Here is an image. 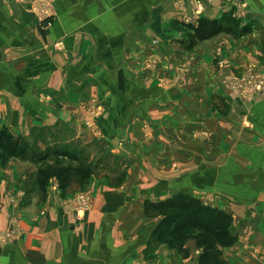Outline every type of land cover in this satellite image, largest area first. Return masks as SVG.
<instances>
[{
	"label": "crops",
	"instance_id": "obj_1",
	"mask_svg": "<svg viewBox=\"0 0 264 264\" xmlns=\"http://www.w3.org/2000/svg\"><path fill=\"white\" fill-rule=\"evenodd\" d=\"M236 1L207 0L203 17L240 18ZM246 1L251 12L239 25L243 37L222 32L181 55L162 35L174 18L191 14L194 0H51L49 25L33 0H0V129L20 137L30 126L74 118L75 101L83 104L89 90L110 99V88L121 85L112 80L124 72L129 94L120 89L115 107L136 106L129 112L133 124L115 130V137L121 133L129 141L120 154L143 145L149 130L151 144L171 147L164 154L177 158L176 177L167 173L147 183L136 168L120 187L97 191L83 221L66 209L60 192L50 189L45 200L31 193L15 160L6 167L0 162V235L12 234L0 241V264H151L144 253L152 233L144 224V202L180 189L232 217L235 243L223 249L229 264H264V98L237 100L213 71L220 45L236 72L264 73V0ZM150 40L157 46L149 47ZM152 59L172 64L177 95L175 89L151 92L132 73ZM218 98L225 115L213 110ZM119 111L110 112V126L119 127ZM134 163L145 166L138 157ZM156 256L167 264H199V256L182 260L166 247Z\"/></svg>",
	"mask_w": 264,
	"mask_h": 264
},
{
	"label": "rangeland",
	"instance_id": "obj_2",
	"mask_svg": "<svg viewBox=\"0 0 264 264\" xmlns=\"http://www.w3.org/2000/svg\"><path fill=\"white\" fill-rule=\"evenodd\" d=\"M244 1L247 3L246 0ZM33 3V9L38 12L41 18H43V24L50 23L51 20H48L49 16L46 13V7L47 5L49 6L51 0H33ZM242 4L243 2L236 1L235 6H233L236 14L241 11ZM208 5L209 3L207 0H194V7L192 8L190 15L184 16L185 13L182 15L184 16L183 18H178V22L177 18L172 20L168 32L170 35H162V38L164 39L165 37L169 38V43H167V45L170 47H167L170 51L176 53L178 51L181 55H185L187 51H190L199 45H203L204 47L203 43L205 41L217 37L222 33L221 32L220 34L206 40H201L197 37L195 30L199 26L200 21L209 20L208 18L203 17ZM229 19L238 22L240 25L242 18H235L231 15V18ZM179 33H185V37L177 38V34ZM229 34L232 38L236 39L244 36V34H239L237 31ZM151 46H157V42L150 40L149 47ZM213 60L214 75L216 78H221L222 85L225 89L229 90L237 100L248 103L259 99L261 97L260 95L264 94L263 72L260 73L257 68H254V70L253 68L250 70L248 69L247 71H244V73L236 72L232 68L231 60L229 59L227 52L220 45L214 50ZM171 65L165 60L160 61L159 59H152L148 64L142 66L143 69L141 68L136 72L132 71V73L135 74L138 79H142V82L149 84L148 90L151 92H156L159 89H175L174 94L177 95V88H175L177 87V82L175 83L173 81L175 74H173V71L170 68ZM124 76V72H122L118 77L119 80H112L114 85H121L110 88V91L112 92L110 99H100V97H98V93L100 92L89 90V99L85 100L83 104L77 105V102L75 101L73 104L74 110H76L74 118L68 117L67 120L59 119L54 124L43 125L41 127L34 125L30 126L27 130V134L21 135L20 137L12 134L14 140L19 138L22 141V145H28L29 150L34 152L37 150L38 154H43L45 147L49 145H54V147H64L67 149V158L52 157L43 163L37 164L30 161H22L21 159L7 158L4 153L0 151V162L5 167L9 165L10 162H13V160L18 164L20 173L27 177L26 184L31 190V193H36L42 200H45L50 189L60 192L63 199L66 201V209L73 212L76 217L82 221L92 207H94L96 195H98L97 191L102 190L103 192V189H107L108 186L113 189L114 187H120L123 185L122 183L127 180L129 175H135L134 170L136 168H139V172L136 174L137 176H135L138 177V174H140V177L143 176L142 178L147 183L149 181L146 180L162 178L165 177L167 173L171 175L170 177L177 176V158L172 159L171 155H167V153L164 154L166 151L171 152L170 150L172 148H167L165 144H161L160 146L151 144L152 142L149 141L151 139L149 130L144 133L145 142H143V145L141 143L133 144L129 155L120 154L122 147L129 144L128 137L121 133L117 134L115 137L114 133L120 128V124L123 125L124 128H129V126L133 124V122L129 123V112L136 106L135 103L131 104L126 102V104H124V107L126 108L125 112L122 108L115 107L117 104H115V96H117L116 100L118 101V93L120 89L125 91L126 94H129L128 89L124 88ZM177 77L178 76H176V79ZM260 82H263L261 86ZM98 91H100L99 88ZM143 95V97H145L147 94L143 93ZM212 107L213 110L219 111L221 114L225 115L222 98H218V101H215ZM114 109L117 111L121 110L122 112V115H120L118 120L119 127H112L109 125L108 117L110 112H113ZM139 113L142 117L143 115L141 112ZM174 116L176 117L177 114ZM170 118L171 119L169 120L177 121V118H174L173 115H171ZM142 119L143 125L148 124L144 121L143 117ZM145 125L143 126L144 128H146ZM35 127L41 129V131L35 132ZM3 129H0V131ZM161 131L163 132V129ZM198 134L205 138L206 132L201 128L198 131ZM173 138H175L177 143V136L174 135ZM174 144L175 143L172 141V145ZM184 144L185 146H189L190 142L187 141ZM172 152L177 157V153H175V151ZM37 157L38 156L36 155L32 159H38ZM137 157L141 159V162H144L145 166H143V168L134 165ZM81 161L86 162L84 166L79 164ZM147 164L149 166H147ZM165 169H168V171ZM61 171H66L64 175L69 178V185L66 189L61 188L60 180L56 177ZM49 175L53 176L48 179L46 185H43L41 180ZM141 181L144 182L143 180ZM176 192L187 194L184 189L177 190L173 193L171 192L170 194L173 196ZM168 198L147 199L144 202V209L145 203H148L149 201L159 203ZM83 206L87 207L84 214L78 215V210H81ZM143 211L144 224L150 227L153 232L161 221L164 220V217L149 218L146 216L145 210ZM202 241V233L195 230L178 232L171 237H167L166 241H158L157 239H154L150 246H147L148 249H146L144 253L147 255V258L152 261L151 264L159 262L156 260L158 258L156 254L160 247H166L173 252L175 251L182 260L191 259L195 256L200 257L203 251V248L200 245ZM159 263L167 264L164 261H160Z\"/></svg>",
	"mask_w": 264,
	"mask_h": 264
},
{
	"label": "trees",
	"instance_id": "obj_3",
	"mask_svg": "<svg viewBox=\"0 0 264 264\" xmlns=\"http://www.w3.org/2000/svg\"><path fill=\"white\" fill-rule=\"evenodd\" d=\"M229 18H225L223 21L201 20L195 30L197 37L201 40H206L221 32L235 33L237 31L239 34L246 33V30L239 29L238 22ZM34 131H41V129L35 127ZM12 137V133L7 129L4 128L0 131V151L7 158L21 159L22 161H30L38 164L52 157H68L67 149L64 147L49 145L45 147L43 154H38L37 150L34 152L29 150L28 145H22V141L19 138L14 140ZM36 155L38 159H32ZM85 163V161H81L79 164L84 166ZM64 173L66 171H61L56 176L60 180L62 189H66L69 185V178ZM51 176L53 175L45 176L41 180V183L46 185ZM144 210L146 216L149 218L164 217V220L151 233L150 240L148 241L149 246L154 239L166 241L167 237H171L178 232L195 230L202 233L203 236V241L200 244L203 251L198 263L229 264L223 258V249L231 247L235 243V238L230 233L232 217L224 211L207 206L190 194L177 192L172 197L159 203H153L151 201L145 203Z\"/></svg>",
	"mask_w": 264,
	"mask_h": 264
},
{
	"label": "built area",
	"instance_id": "obj_4",
	"mask_svg": "<svg viewBox=\"0 0 264 264\" xmlns=\"http://www.w3.org/2000/svg\"><path fill=\"white\" fill-rule=\"evenodd\" d=\"M239 2H243V4H242V9H241V11L239 12V16H240V18H243V17H245L246 15H248L250 12H251V9H250V7L246 4V2L244 1V0H239ZM197 18V17H196ZM50 23H48L47 25H49ZM261 84H263V82L261 83L260 82V86H261ZM259 86V87H260ZM263 86V85H262ZM261 97L260 98H263L264 97V94H262V95H260ZM86 206H83L82 207V209L81 210H78V215H83L84 214V211L86 210ZM80 217H82V216H80ZM12 237V234H7V236L5 237V236H2V235H0V241H5V239L7 238V239H9V238H11Z\"/></svg>",
	"mask_w": 264,
	"mask_h": 264
}]
</instances>
